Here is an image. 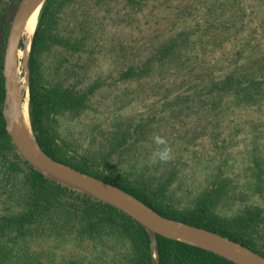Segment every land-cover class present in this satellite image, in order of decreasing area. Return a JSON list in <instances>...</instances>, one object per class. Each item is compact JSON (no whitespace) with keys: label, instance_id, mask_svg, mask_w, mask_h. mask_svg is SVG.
Returning a JSON list of instances; mask_svg holds the SVG:
<instances>
[{"label":"rangeland","instance_id":"1","mask_svg":"<svg viewBox=\"0 0 264 264\" xmlns=\"http://www.w3.org/2000/svg\"><path fill=\"white\" fill-rule=\"evenodd\" d=\"M7 4L0 0V12ZM59 27L75 29L86 48L53 47L41 57L46 84L88 94L84 108L59 112L50 122L71 162L105 173L112 168L149 188L169 180L168 201L177 209L223 182L212 215L231 221L260 209L255 231L264 243V91L253 101L247 90L208 92L228 76L240 79L241 88L252 78L264 79V0H75L59 14ZM22 52L20 40L14 65L18 88L20 77L26 80L19 91L36 142L29 116L30 49L25 63ZM149 61L150 73L122 76ZM154 134L166 137L172 149L167 163L151 161ZM10 159L11 152L6 160L0 156V264H112L118 247L110 230L87 239L79 216L61 206L22 231L6 226L1 218L24 212L30 192L27 166L20 162L21 171L8 175Z\"/></svg>","mask_w":264,"mask_h":264},{"label":"trees","instance_id":"2","mask_svg":"<svg viewBox=\"0 0 264 264\" xmlns=\"http://www.w3.org/2000/svg\"><path fill=\"white\" fill-rule=\"evenodd\" d=\"M8 4L0 12V156L7 159L12 153V159L6 161V173L12 175L20 172V162L28 168L26 180L29 185V199L27 209L13 217L1 218L6 226H16L24 229L44 211L61 206L68 213L78 215L83 226V235L87 239L101 238L107 228L114 239V248L117 249V258L112 264H152L150 238L147 232L130 217L114 207L67 190L36 172L17 154L5 128L4 98L5 85L3 75V58L6 50L7 38L13 17L21 0H7ZM75 0H46L40 10L29 52V116L30 123L39 147L52 159L67 164L72 168L96 177L106 183L116 186L139 201L154 213L175 221H179L197 228L219 234L252 252L264 257V243L257 237L255 226L260 217V209L252 210L240 218L223 221L214 217L213 211L225 189V183L219 182L214 187L204 189L195 202L184 209H177L168 201V187L170 181L149 188L139 182L132 181L112 168L108 173L92 171L86 162L76 165L65 155L64 146L58 141L51 130L50 122L55 114L62 111H75L85 107L88 98L87 92H75L59 85L46 84L41 57L54 48H67L74 52L85 50V44L79 42L75 29L59 27V14ZM90 29L84 27L83 32ZM175 46V45H174ZM173 45L163 47L159 52L160 59L164 58ZM155 56V55H154ZM153 59H155L153 57ZM153 62L141 67L138 73L134 68L126 70L123 77H133L134 74L151 72ZM262 75V74H261ZM242 81L235 76H228L214 82L209 93L235 94L240 90H247V97L253 101V95L264 91L263 75L259 79L252 78L249 85L241 88ZM252 85L254 92L248 88ZM15 153V154H14ZM105 167V164H103ZM261 178L258 175L257 188L261 190ZM254 209V208H253ZM22 231V230H21ZM156 250L159 264H234L231 261L203 248L184 242L156 235ZM124 243L127 247L124 246ZM106 264V263H100Z\"/></svg>","mask_w":264,"mask_h":264},{"label":"water","instance_id":"3","mask_svg":"<svg viewBox=\"0 0 264 264\" xmlns=\"http://www.w3.org/2000/svg\"><path fill=\"white\" fill-rule=\"evenodd\" d=\"M35 1L36 0H22L20 2L10 27L4 56V85L6 104V111L4 112L5 128L13 146L16 148L22 159L27 162V164H29L33 170L40 173L41 175H43V172H53L61 179L74 183V185L79 189H73L49 179L56 182L57 184L91 196L102 203L114 207L144 228L147 234L149 230H152L154 232V251L157 258V264H159V261L156 250V235L164 236L172 240L203 248L231 261L234 264H253L249 261L247 256L258 259L264 264L263 257L252 252L248 248L237 244L236 242H233L211 231L164 218L146 208L135 198L120 190L116 186L52 159L40 149L35 141L32 148H27L22 144L17 120L20 114V108L24 104L25 100L22 98L18 88L13 54L18 43L20 42L22 29L31 13L30 11ZM45 1L46 0H43V3ZM7 112L9 113V116H7ZM124 196L132 198L141 207H143L144 210L139 209L125 201L123 198Z\"/></svg>","mask_w":264,"mask_h":264},{"label":"bare ground","instance_id":"4","mask_svg":"<svg viewBox=\"0 0 264 264\" xmlns=\"http://www.w3.org/2000/svg\"><path fill=\"white\" fill-rule=\"evenodd\" d=\"M42 3H43V0H36L35 3L32 5L31 11H30L31 13H30L28 19L26 20V23H25V25L22 29L21 35H20V40L23 44V52H22L21 60L24 61V63L27 60L28 51L30 49L31 41H32L36 26H37L39 10L41 9ZM13 57H14V54H13ZM19 65H20V67L24 66V64H19ZM25 88H26V80H25V78L22 79L20 77L19 90L22 91ZM26 101L24 102V104L20 108V114H19V117L17 120V125L20 129V139H21L22 144L24 146H26L27 148H32L34 146V140H33V135L31 132L30 124H29L28 112H27L28 108H27V102ZM6 114H7V116H9L8 112ZM42 174L46 178H50L54 181L64 183V184L69 185L70 187H72L74 189H79L77 186L74 185V183H72L68 180L61 179L60 177L56 176L53 172H43ZM123 198L125 199V201H127L131 205L136 206L137 208L144 210V208L141 207L132 198H130L128 196H124ZM148 235L151 239V248H152L151 252H152L153 264H157V258H156V254L154 251V232L152 230H149ZM188 242H192V241H188ZM247 257H248L249 261L252 262L253 264H263L258 259H255L251 256H247Z\"/></svg>","mask_w":264,"mask_h":264},{"label":"clouds","instance_id":"5","mask_svg":"<svg viewBox=\"0 0 264 264\" xmlns=\"http://www.w3.org/2000/svg\"><path fill=\"white\" fill-rule=\"evenodd\" d=\"M152 141L156 145V148L151 153V161L153 163H167L173 158V152L166 137L154 134Z\"/></svg>","mask_w":264,"mask_h":264}]
</instances>
